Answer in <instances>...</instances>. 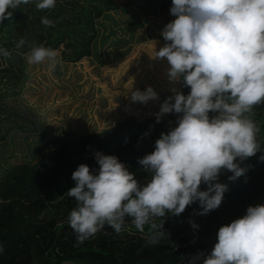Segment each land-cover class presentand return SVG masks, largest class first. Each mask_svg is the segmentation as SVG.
<instances>
[{
  "label": "clouds",
  "instance_id": "9594fccd",
  "mask_svg": "<svg viewBox=\"0 0 264 264\" xmlns=\"http://www.w3.org/2000/svg\"><path fill=\"white\" fill-rule=\"evenodd\" d=\"M29 3L0 0V24L11 21L9 9ZM55 3L39 0L36 8L51 9ZM170 14L175 19L162 29L165 44L155 50V58H166L169 81L190 91L185 95L171 89L155 116L160 123L164 115L178 114L177 126L161 133L154 151L137 159L150 174L146 184L118 157L102 152L94 154L98 171L80 164L72 173L75 186L66 195L75 199L76 207L68 223L78 242L105 225L119 232L131 218L139 231L146 225L153 231L146 243L155 246L165 237L156 218L179 216L197 202L199 215L218 209L227 191L218 182L221 172L233 173L229 180H236L247 171L241 164L262 152L260 128L252 117L254 106L264 102V0H172ZM41 23L55 26L46 16ZM14 43L20 48L26 40ZM0 55L10 53L0 48ZM24 57L29 66L46 64L49 73L62 63L60 50L43 44L32 46ZM157 99L152 87L131 92L133 103ZM259 160L264 162V155ZM203 264H264V205L249 206L242 218L221 226Z\"/></svg>",
  "mask_w": 264,
  "mask_h": 264
},
{
  "label": "trees",
  "instance_id": "16d2710c",
  "mask_svg": "<svg viewBox=\"0 0 264 264\" xmlns=\"http://www.w3.org/2000/svg\"><path fill=\"white\" fill-rule=\"evenodd\" d=\"M135 1L56 0L54 8L37 10L39 0H30L29 4H21L16 10L9 9L13 12L11 21L0 24V48L10 53L7 58L0 55V128L5 127L0 134V149L7 140L13 144L18 134L32 137L37 144L27 162L11 167L0 178V264H177L209 246V238L215 243L219 228L242 218L249 206L264 205V162L259 160L264 155L262 102L254 106L252 117L260 128L257 139L262 152L241 164L247 171L236 180H229L233 173L221 172L218 182L227 185V191L218 209L202 216L198 214L202 209L197 202L179 216L169 213L156 218L158 226L163 223L165 237L155 246L146 243L153 231L147 225L143 232L139 231L131 218L125 219L119 232L105 225L95 235L78 242L68 223L69 213L76 207L75 199L66 195L75 186L72 173L80 164L88 165L93 172L98 171L94 154L102 152L118 157L140 184H146L150 174L142 171L137 159L154 151L155 141L161 133L177 126L178 114H166L160 123L156 122V116L139 121L135 115H129L113 128L81 137L72 130L59 127L56 137L45 141L46 125L32 112H20L9 98L16 102L25 85L27 64L24 54L32 46L43 44L53 49L63 48L60 53L65 63L91 57L93 44L100 35L97 23L109 13H126ZM159 5V10L173 21L175 17L170 14L172 0ZM45 16L55 22L54 27L41 23ZM21 38L26 43L16 48L14 41ZM152 42H156L155 49ZM164 44L161 37L141 47V57L146 56L143 70L158 78L152 79L150 87L158 89L162 84L166 88L169 83L187 95L189 88L169 81L170 65L166 58H155V50ZM139 62V58H133L121 66V73L117 74L138 66ZM161 101L158 95L154 103L157 105ZM140 105L143 116L151 112L144 104ZM206 189L207 186L202 184L201 190ZM190 221L198 228H192Z\"/></svg>",
  "mask_w": 264,
  "mask_h": 264
},
{
  "label": "rangeland",
  "instance_id": "374dc122",
  "mask_svg": "<svg viewBox=\"0 0 264 264\" xmlns=\"http://www.w3.org/2000/svg\"><path fill=\"white\" fill-rule=\"evenodd\" d=\"M163 1L136 0L126 13L107 14L97 23L100 35L93 44L91 57L75 63L62 61L51 73L46 64L27 65L25 85L16 102L10 98L9 102L20 112L30 110L40 118L46 125L45 141L53 140L59 127L81 137L113 128L129 115H135L139 121L155 116L166 95L172 93L173 86L166 83L168 86L164 88L160 81L158 89L152 87L162 101L157 105L154 103L157 100L145 105L151 111L146 116L142 115V105L131 101V92L145 91L152 79L158 80L152 72L143 70L146 56L141 57L140 53L148 41L160 40L162 29L172 21L159 10ZM135 57L140 60L138 66L117 74L121 66ZM3 129L4 126L0 134ZM22 136L18 134L13 144L7 140L1 145L0 178L11 167L27 162L29 154L37 148L32 137ZM208 241L212 244L214 239Z\"/></svg>",
  "mask_w": 264,
  "mask_h": 264
},
{
  "label": "water",
  "instance_id": "95a60500",
  "mask_svg": "<svg viewBox=\"0 0 264 264\" xmlns=\"http://www.w3.org/2000/svg\"><path fill=\"white\" fill-rule=\"evenodd\" d=\"M216 243H217V241L215 243L210 244L209 246H207L202 251L195 252L189 256H186L185 258L180 260L177 264H202L204 258H206L211 253V251L213 250L214 245ZM62 264H74V263L63 262Z\"/></svg>",
  "mask_w": 264,
  "mask_h": 264
},
{
  "label": "crops",
  "instance_id": "0c3cea01",
  "mask_svg": "<svg viewBox=\"0 0 264 264\" xmlns=\"http://www.w3.org/2000/svg\"><path fill=\"white\" fill-rule=\"evenodd\" d=\"M30 111V110H29ZM33 114H35V113H33Z\"/></svg>",
  "mask_w": 264,
  "mask_h": 264
}]
</instances>
